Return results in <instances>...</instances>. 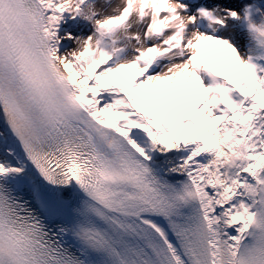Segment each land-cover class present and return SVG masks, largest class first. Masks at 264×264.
<instances>
[{
	"label": "snow or ice",
	"instance_id": "obj_1",
	"mask_svg": "<svg viewBox=\"0 0 264 264\" xmlns=\"http://www.w3.org/2000/svg\"><path fill=\"white\" fill-rule=\"evenodd\" d=\"M0 264H264V0H0Z\"/></svg>",
	"mask_w": 264,
	"mask_h": 264
}]
</instances>
